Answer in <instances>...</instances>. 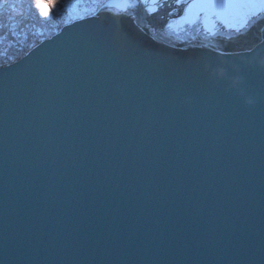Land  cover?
I'll return each instance as SVG.
<instances>
[{
  "label": "water",
  "instance_id": "95a60500",
  "mask_svg": "<svg viewBox=\"0 0 264 264\" xmlns=\"http://www.w3.org/2000/svg\"><path fill=\"white\" fill-rule=\"evenodd\" d=\"M172 10L98 8L0 65V264H264V20Z\"/></svg>",
  "mask_w": 264,
  "mask_h": 264
},
{
  "label": "snow or ice",
  "instance_id": "6c2138e0",
  "mask_svg": "<svg viewBox=\"0 0 264 264\" xmlns=\"http://www.w3.org/2000/svg\"><path fill=\"white\" fill-rule=\"evenodd\" d=\"M94 3L96 8L108 7L123 13L142 6L149 15L165 7L173 9L168 15L173 17L179 14L178 18L169 20L166 26L170 34L176 35H179L185 25L192 27L200 25L206 38L216 37L220 28L239 37L264 20V0H119V2H111L107 5L102 0H94ZM70 6L67 0H55L52 3L49 0H35L34 3L29 4V11L31 12L34 7L39 10V15L44 20H50L62 8ZM77 6H79V0H77ZM6 7L14 8L15 4L10 3V0H0V12ZM45 8L48 10L45 11ZM77 18L83 19L84 17L78 15ZM2 27L4 24L0 22V28ZM180 54L166 55L174 60ZM209 71L215 73L217 69L209 66Z\"/></svg>",
  "mask_w": 264,
  "mask_h": 264
},
{
  "label": "trees",
  "instance_id": "16d2710c",
  "mask_svg": "<svg viewBox=\"0 0 264 264\" xmlns=\"http://www.w3.org/2000/svg\"><path fill=\"white\" fill-rule=\"evenodd\" d=\"M105 1L102 0L103 3ZM34 2L35 0H10V3L15 4V7H6L0 12V22L4 24V27L0 28V36H8L12 39L11 36L17 34L22 38L21 41L13 38L11 44L1 49L0 65L21 58L34 45L56 33L64 24L74 20V18L67 17L66 12L61 10L62 19H55L54 17L53 24L44 22V20H40L39 10L33 7L31 12L29 11V4ZM49 2L52 3L55 0H49ZM89 6L91 9L84 16L92 12L94 8L97 9L94 3L89 4ZM25 16L28 18L26 21H24ZM19 19H23V23H18L19 26L17 27L14 26Z\"/></svg>",
  "mask_w": 264,
  "mask_h": 264
},
{
  "label": "rangeland",
  "instance_id": "374dc122",
  "mask_svg": "<svg viewBox=\"0 0 264 264\" xmlns=\"http://www.w3.org/2000/svg\"><path fill=\"white\" fill-rule=\"evenodd\" d=\"M67 2L71 5L68 8H62V11L66 12V16L70 17V18H74L77 19L78 15L79 16H84L87 11H89L91 8L89 6V4L94 3V0H79V6H77V0H67ZM95 4V3H94ZM48 8H45V11H47ZM95 10V8L92 10V12ZM92 12H90L89 14H91ZM55 19H62L63 15L60 14V12L58 14H56ZM54 17L50 20H44L41 16H40V20H44V22L46 21L49 24H53L54 22ZM28 18L25 16L24 17V21H26ZM23 23V19H19L17 23L14 24V26H19V24ZM14 34L13 36H11V38L13 39H18L21 41L22 38H20L19 35ZM16 36V37H15ZM12 39H10L8 36H0V51L1 49L5 48L6 46H8L9 44H11L13 41ZM12 41V42H11Z\"/></svg>",
  "mask_w": 264,
  "mask_h": 264
}]
</instances>
